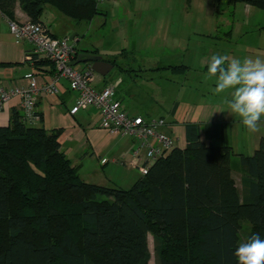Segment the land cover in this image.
Segmentation results:
<instances>
[{
	"label": "trees",
	"instance_id": "1",
	"mask_svg": "<svg viewBox=\"0 0 264 264\" xmlns=\"http://www.w3.org/2000/svg\"><path fill=\"white\" fill-rule=\"evenodd\" d=\"M99 2L0 0V11L14 20L19 5L30 21L50 30L42 19L47 5L90 20L104 13ZM237 2L264 9V0H214L216 15ZM223 29L217 37L232 33V26ZM80 51L98 53L77 48L76 60ZM128 57L138 61L127 49L108 61ZM20 116L14 110L0 125V264H149V234L156 264H237L239 242L254 233L264 238V137L253 156L240 159L242 196L232 150L205 142L196 124L187 125L184 148L173 147L124 188L86 181L62 149L61 129L27 125Z\"/></svg>",
	"mask_w": 264,
	"mask_h": 264
},
{
	"label": "crops",
	"instance_id": "2",
	"mask_svg": "<svg viewBox=\"0 0 264 264\" xmlns=\"http://www.w3.org/2000/svg\"><path fill=\"white\" fill-rule=\"evenodd\" d=\"M14 20L19 22L29 20L19 5L16 8ZM8 21V17L0 11V83L8 88L26 86L28 84L26 74L33 72L39 85L42 86L54 75V64L42 60L44 58L41 55H38L39 57L36 59L29 58V55L33 57L35 54L34 45L27 40L17 43L15 36L10 31ZM229 26L227 25L226 28ZM49 27L54 34L62 37L58 34L59 30L62 29L61 24L54 22V26ZM76 42L77 48L81 50L97 49L94 45L89 46L90 43L80 46V38H76ZM247 49L244 57L240 58L241 60L246 57L256 58L257 56L264 59V49H256L254 52H252L251 46ZM80 52L85 54L82 53L84 51ZM99 52L98 50L96 55ZM99 56H102L106 61L110 58L107 54H99ZM210 58L211 56L205 57V55H202L199 60L196 58L193 60H190L191 58L184 59L182 64H177L186 65L187 69H189V71L179 72L178 75L182 77L173 78L172 76L164 75L151 78L153 80L161 78L165 82H170V84L176 83L179 85L174 98L167 97V100H164L160 94H162L161 92L164 94L165 91H159L160 87H156V85L158 86L156 84L153 85L152 92L145 91L146 100H151L152 106L145 108L134 104L132 101L134 90L127 80L126 87L128 89H125L123 86L125 79L119 85H116V98L130 115H143L147 119H164L165 124L158 126L157 130L173 137L177 147L184 148L186 146V127L188 124L200 126L201 136L205 142L229 147L233 153L232 174L235 178L238 192L242 196L244 173L240 169V159L246 156H253L256 146L264 137V129L258 133L249 134L238 117L231 116L227 112H220V110L226 109L227 105L224 101L230 100L232 93L230 90H226L220 95L214 94L213 89L216 86L214 79L206 80L203 78L206 76ZM172 65L176 64L164 65L163 68L165 69V67ZM204 67L205 70H201ZM144 71L148 70L145 69ZM144 71L142 73H145ZM170 71L173 73L171 69ZM190 71L198 72V78L190 76ZM114 72H116L115 65L106 76L96 73L97 88L102 89L111 84L109 77ZM206 82L207 85H205ZM77 98L78 92L71 90L69 82L64 78L59 81L57 93L51 94L41 90L36 99V108L41 119L36 125L41 124L48 130H62V149L70 160L77 165L81 176L86 181L102 185L115 184L124 187L118 179H102L103 168L111 163H119L124 168L127 167L129 171L132 169L139 171L137 168L127 164L124 158L130 156L126 154L128 149L133 151L140 143L135 138H130L127 135H114L102 127L101 116L96 107H82L75 114H72L70 110L75 106ZM19 102L20 98L14 97L5 104L4 109L0 112V125H6L10 122L14 110H19ZM127 169L125 168V170ZM141 176L135 179L134 183Z\"/></svg>",
	"mask_w": 264,
	"mask_h": 264
},
{
	"label": "rangeland",
	"instance_id": "3",
	"mask_svg": "<svg viewBox=\"0 0 264 264\" xmlns=\"http://www.w3.org/2000/svg\"><path fill=\"white\" fill-rule=\"evenodd\" d=\"M99 1V8L104 13L90 20H75L50 5L46 6L42 19L48 26L58 22L62 26L58 33L60 36L80 38V46L90 43L89 46L94 45L99 54L115 56L123 49L134 51L138 61L128 57L116 62V72L109 77V82L119 85L125 79L123 86L128 89L127 80L134 90L133 103L145 108L153 105L145 95L146 90L152 92L153 85L158 84L159 91H165L160 94L164 100L174 98L178 91L176 83L170 84L161 78L151 79L164 75L182 77L177 71L172 70V73L170 69H164V65L182 64L184 59L199 60L202 55L207 57L217 53L227 55L229 59H240L250 46L252 52L264 49V9L258 6L237 2L230 12L227 10L216 15L214 0ZM227 25L232 26L230 36L217 38L219 27L225 31ZM190 76L198 78V72L190 71ZM127 136L133 138L130 134ZM131 151L128 149L126 154L131 155ZM125 168L119 163L108 164L103 168L101 178L118 179L122 186L130 188L141 174ZM149 248V264H156L152 234H149Z\"/></svg>",
	"mask_w": 264,
	"mask_h": 264
},
{
	"label": "built area",
	"instance_id": "4",
	"mask_svg": "<svg viewBox=\"0 0 264 264\" xmlns=\"http://www.w3.org/2000/svg\"><path fill=\"white\" fill-rule=\"evenodd\" d=\"M10 31L16 42L24 40L34 45L35 54L53 62L55 73L42 86L33 72L26 74V86L6 87L0 83V112L5 104L14 97H19L20 120L27 125L40 122L36 108V99L41 90L55 94L58 92L59 81L64 78L69 82L70 89L78 92V98L70 112L75 114L82 107H96L101 116V126L114 135H132L140 145L124 161L137 168L142 175L158 158L163 157L175 147V139L157 130L164 125V119H147L143 115H130L116 98V85L111 83L102 89L96 86V72L92 64H72L76 60V39L68 36H53L51 30L44 25L30 20L8 21ZM29 58H32L29 55ZM143 151V152H142Z\"/></svg>",
	"mask_w": 264,
	"mask_h": 264
},
{
	"label": "clouds",
	"instance_id": "5",
	"mask_svg": "<svg viewBox=\"0 0 264 264\" xmlns=\"http://www.w3.org/2000/svg\"><path fill=\"white\" fill-rule=\"evenodd\" d=\"M205 78L214 79V94L232 93L231 99L224 101L226 109L220 112L238 117L249 134L264 129V59H229L217 53L208 62ZM233 255L237 264H264V238L259 233L250 235L237 244Z\"/></svg>",
	"mask_w": 264,
	"mask_h": 264
},
{
	"label": "water",
	"instance_id": "6",
	"mask_svg": "<svg viewBox=\"0 0 264 264\" xmlns=\"http://www.w3.org/2000/svg\"><path fill=\"white\" fill-rule=\"evenodd\" d=\"M81 62H90L92 68L96 73L106 76L114 67V64L103 59L102 56L93 54H80L78 59L73 61L72 64Z\"/></svg>",
	"mask_w": 264,
	"mask_h": 264
}]
</instances>
